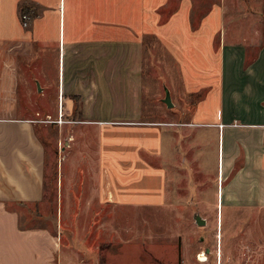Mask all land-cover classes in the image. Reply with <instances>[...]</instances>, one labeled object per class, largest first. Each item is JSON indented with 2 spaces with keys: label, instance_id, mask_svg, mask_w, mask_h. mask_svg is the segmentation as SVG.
Wrapping results in <instances>:
<instances>
[{
  "label": "crops",
  "instance_id": "obj_1",
  "mask_svg": "<svg viewBox=\"0 0 264 264\" xmlns=\"http://www.w3.org/2000/svg\"><path fill=\"white\" fill-rule=\"evenodd\" d=\"M224 5V0H0V264H63L59 237L32 223L28 209L45 193V147L24 109L44 95L45 85L39 93L28 76L36 57H55L54 103L76 114L77 122L97 126L98 194L104 201H147L123 197L122 191L116 199L110 187L121 180L117 171L140 163L153 165L154 176H148L160 197L155 201L166 203L169 162L178 163L174 155L182 146L206 141L215 157L219 264L220 208L237 211L230 216L264 217V43L250 45L243 33L230 31ZM22 14L28 15L26 26ZM147 36L161 45L176 73L173 106L160 99L164 108L159 106L156 121L142 119L144 98L139 101L132 81L121 87L118 67L143 69L137 57ZM159 78L157 72L161 83ZM101 105L110 106L106 114Z\"/></svg>",
  "mask_w": 264,
  "mask_h": 264
},
{
  "label": "rangeland",
  "instance_id": "obj_2",
  "mask_svg": "<svg viewBox=\"0 0 264 264\" xmlns=\"http://www.w3.org/2000/svg\"><path fill=\"white\" fill-rule=\"evenodd\" d=\"M224 3L229 30L239 35L243 33L250 45L264 43V0H224ZM167 15V9L163 8L161 18L166 19ZM252 38L255 41H251ZM142 43V56L137 59L139 63L142 59L143 69L140 71L136 65L133 70L130 67L125 70L124 64H119L121 87L129 88L127 81H132L139 101L144 98L145 104L140 106L144 113L142 119L156 121L159 106L164 108L160 99L165 97L166 90L170 97L175 95L171 82H175L176 73L169 70L168 55L154 38L147 36ZM54 58L36 57L34 75L28 73L33 89H37V83L40 87L45 85L41 99L33 106L24 105V109L33 120L46 157L44 198L28 209L35 217L32 223L46 225L59 237L63 264H215L216 256L219 264L220 233L216 231L219 209L214 197L217 178L216 169H213V148L206 146L205 141L199 147L195 144L188 148L182 146L179 155H174L178 163L170 161L167 166L169 201L166 203L156 202H160V197L156 194L155 180L148 176H154L153 165L142 167L140 163L117 171L121 180L116 189L110 187L115 198L122 191L123 197L135 194L139 200L147 201H104L98 194L97 126L77 122L76 114H65L61 104L54 103L52 95L57 76ZM157 72L161 83L155 79ZM142 76L143 82L139 80ZM35 94L38 93L32 95ZM103 94L109 96L104 90ZM124 97L123 94L122 99ZM101 107L106 114L110 106ZM152 111L154 116H149ZM184 143H188V138ZM111 172L113 170L109 174ZM142 187H147L149 192L141 190ZM195 211L206 220L205 225L195 223ZM231 213L237 211L227 207L221 211L220 208L219 224L224 245L221 264H264L263 215L243 218L230 216ZM22 218L25 223L30 221L28 215ZM206 248L210 250L208 254ZM200 253H205L208 259L200 261Z\"/></svg>",
  "mask_w": 264,
  "mask_h": 264
},
{
  "label": "water",
  "instance_id": "obj_3",
  "mask_svg": "<svg viewBox=\"0 0 264 264\" xmlns=\"http://www.w3.org/2000/svg\"><path fill=\"white\" fill-rule=\"evenodd\" d=\"M37 88L38 90H41V87L38 83H37ZM162 100L166 104L167 107L173 106L170 93L168 90H166L165 97ZM193 218H194L195 223L199 226H203L206 224V220L200 215L198 211H195Z\"/></svg>",
  "mask_w": 264,
  "mask_h": 264
},
{
  "label": "built area",
  "instance_id": "obj_4",
  "mask_svg": "<svg viewBox=\"0 0 264 264\" xmlns=\"http://www.w3.org/2000/svg\"><path fill=\"white\" fill-rule=\"evenodd\" d=\"M21 18H22L23 25L26 26L27 25V20H28V15L27 14H22ZM61 117H62V114H61ZM220 126H222V125H220ZM205 258H207V257H205Z\"/></svg>",
  "mask_w": 264,
  "mask_h": 264
},
{
  "label": "bare ground",
  "instance_id": "obj_5",
  "mask_svg": "<svg viewBox=\"0 0 264 264\" xmlns=\"http://www.w3.org/2000/svg\"><path fill=\"white\" fill-rule=\"evenodd\" d=\"M206 254L205 253H200L199 254V256H198V259L200 260V261H206ZM208 259V258H207Z\"/></svg>",
  "mask_w": 264,
  "mask_h": 264
},
{
  "label": "trees",
  "instance_id": "obj_6",
  "mask_svg": "<svg viewBox=\"0 0 264 264\" xmlns=\"http://www.w3.org/2000/svg\"><path fill=\"white\" fill-rule=\"evenodd\" d=\"M25 11L28 13L29 12V9L28 8H25Z\"/></svg>",
  "mask_w": 264,
  "mask_h": 264
},
{
  "label": "flooded vegetation",
  "instance_id": "obj_7",
  "mask_svg": "<svg viewBox=\"0 0 264 264\" xmlns=\"http://www.w3.org/2000/svg\"><path fill=\"white\" fill-rule=\"evenodd\" d=\"M207 257V256H206Z\"/></svg>",
  "mask_w": 264,
  "mask_h": 264
}]
</instances>
